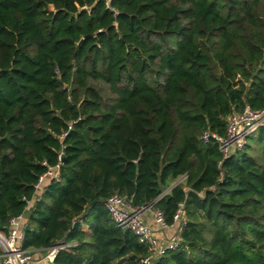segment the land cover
Wrapping results in <instances>:
<instances>
[{
	"label": "trees",
	"instance_id": "1",
	"mask_svg": "<svg viewBox=\"0 0 264 264\" xmlns=\"http://www.w3.org/2000/svg\"><path fill=\"white\" fill-rule=\"evenodd\" d=\"M259 2L0 0V232L61 155L27 210L25 249L62 241L53 264H144L147 247L105 207L119 193L169 224L184 205L179 246L151 264H264L251 153L264 127L227 158L200 139L245 103L264 109Z\"/></svg>",
	"mask_w": 264,
	"mask_h": 264
},
{
	"label": "built area",
	"instance_id": "2",
	"mask_svg": "<svg viewBox=\"0 0 264 264\" xmlns=\"http://www.w3.org/2000/svg\"><path fill=\"white\" fill-rule=\"evenodd\" d=\"M106 4L110 7V0H106ZM261 127H264V109L257 110L245 103L241 111L232 113L228 117L224 134L205 129L202 131L200 139L203 143L217 144L222 157L227 158L242 150L249 138ZM61 160L60 155L59 162L54 166H49L47 171L39 177L35 184V194L27 200L24 212L9 220L8 232H0L4 241V243L0 242V264H53L58 250L67 246L61 241L62 245L51 247L39 258L35 257L32 250L23 247L25 228L28 226L27 210L41 198L50 179H59ZM154 204L152 202L143 206H135L126 195L119 193H113L105 201V207L115 225L131 230L139 243L147 247L149 253L141 260L144 264H151L164 251L176 249L181 242L179 236L167 239L159 237L157 232L179 227L186 222L183 204H180L171 224L166 221L163 211L156 208ZM147 214L152 216L155 226L147 222L145 219Z\"/></svg>",
	"mask_w": 264,
	"mask_h": 264
},
{
	"label": "rangeland",
	"instance_id": "3",
	"mask_svg": "<svg viewBox=\"0 0 264 264\" xmlns=\"http://www.w3.org/2000/svg\"><path fill=\"white\" fill-rule=\"evenodd\" d=\"M52 8V7H51ZM254 11H257L258 14L262 17L261 20H264V0H260V2L255 6ZM236 54H239L238 50L236 51ZM214 70L215 72L218 71V65L214 64ZM103 88V92L104 94H108V90H107V86L104 84L100 85ZM181 130H179V134L177 135V142L180 140V133ZM257 133H255V137H256ZM252 147H253V152H251L253 154V156L257 159V161L259 163H263L264 161V142L260 143V142H252ZM183 177L180 178L179 180L176 181V183H179L181 181H183ZM176 236V235H175Z\"/></svg>",
	"mask_w": 264,
	"mask_h": 264
},
{
	"label": "crops",
	"instance_id": "4",
	"mask_svg": "<svg viewBox=\"0 0 264 264\" xmlns=\"http://www.w3.org/2000/svg\"><path fill=\"white\" fill-rule=\"evenodd\" d=\"M145 219L147 220L148 223H150V225L155 226V223H154L151 215H149V214L145 215ZM178 234H179L178 227H176V228H169V229H166L164 231L157 232V235L159 237L167 238V239H170L172 237H175V235L178 236ZM0 242L3 243V239L1 238V236H0ZM44 254L45 253H41V252L35 253V257L36 258H39V257H41Z\"/></svg>",
	"mask_w": 264,
	"mask_h": 264
},
{
	"label": "water",
	"instance_id": "5",
	"mask_svg": "<svg viewBox=\"0 0 264 264\" xmlns=\"http://www.w3.org/2000/svg\"><path fill=\"white\" fill-rule=\"evenodd\" d=\"M60 245H62V242L57 243L55 246H60Z\"/></svg>",
	"mask_w": 264,
	"mask_h": 264
},
{
	"label": "bare ground",
	"instance_id": "6",
	"mask_svg": "<svg viewBox=\"0 0 264 264\" xmlns=\"http://www.w3.org/2000/svg\"><path fill=\"white\" fill-rule=\"evenodd\" d=\"M3 243H4V241H3Z\"/></svg>",
	"mask_w": 264,
	"mask_h": 264
}]
</instances>
